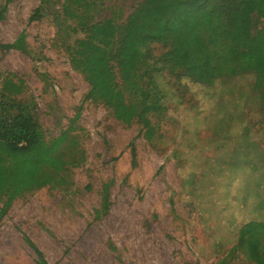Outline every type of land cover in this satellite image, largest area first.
I'll return each instance as SVG.
<instances>
[{
    "label": "rangeland",
    "instance_id": "374dc122",
    "mask_svg": "<svg viewBox=\"0 0 264 264\" xmlns=\"http://www.w3.org/2000/svg\"><path fill=\"white\" fill-rule=\"evenodd\" d=\"M69 1L48 0L30 21L41 0L5 9L0 0V96L33 99L46 139L70 127L60 152L85 154L0 217V264H38L36 249L49 264H260L241 242L247 223L264 226V111L254 75L204 84L171 66L168 45L150 43L138 70L143 120L126 124L88 96L91 85L72 64L71 47L87 32L66 14ZM143 1L97 0L88 20L123 25ZM22 31L26 51L1 46ZM111 65L131 101L117 60ZM258 249L264 261V232Z\"/></svg>",
    "mask_w": 264,
    "mask_h": 264
},
{
    "label": "trees",
    "instance_id": "16d2710c",
    "mask_svg": "<svg viewBox=\"0 0 264 264\" xmlns=\"http://www.w3.org/2000/svg\"><path fill=\"white\" fill-rule=\"evenodd\" d=\"M13 1L6 0L4 9ZM47 1L41 0L30 21L38 18ZM96 4L97 0H70L64 5L66 14L78 18L87 32L71 47V61L91 85L88 96L103 98L119 120L132 124L143 118L138 70L145 49L156 41L168 45L165 58L172 67L184 68L188 76L204 84L220 76L253 74L264 111V0H144L123 25H116L113 17L90 22L91 12L98 10ZM1 46L26 51L25 31ZM113 59L118 62L122 85L133 95L129 102L115 81ZM33 103L31 98L0 96V203L5 201L0 217L19 195L53 183L68 164L84 160V152L69 160L60 152L70 127L46 139ZM263 232V225L251 222L241 230L242 245L260 264L264 263L258 249ZM36 251L38 264H49L42 251Z\"/></svg>",
    "mask_w": 264,
    "mask_h": 264
}]
</instances>
